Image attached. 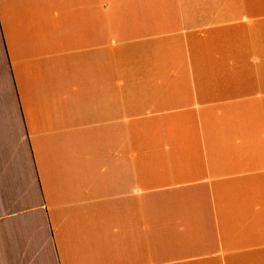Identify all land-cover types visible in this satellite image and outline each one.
Masks as SVG:
<instances>
[{
    "label": "crops",
    "instance_id": "1",
    "mask_svg": "<svg viewBox=\"0 0 264 264\" xmlns=\"http://www.w3.org/2000/svg\"><path fill=\"white\" fill-rule=\"evenodd\" d=\"M0 264H264V0H0Z\"/></svg>",
    "mask_w": 264,
    "mask_h": 264
}]
</instances>
